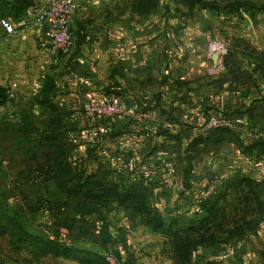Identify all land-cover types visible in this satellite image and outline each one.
I'll return each mask as SVG.
<instances>
[{
	"label": "rangeland",
	"instance_id": "374dc122",
	"mask_svg": "<svg viewBox=\"0 0 264 264\" xmlns=\"http://www.w3.org/2000/svg\"><path fill=\"white\" fill-rule=\"evenodd\" d=\"M218 1L118 0L113 11L105 9V19L124 16L134 26H147V19L158 10L177 18L178 35L168 42L181 66L160 64L157 80L149 81V87L161 86L156 94L136 86L137 92L129 94V99L145 105L136 107L140 111L151 108L158 96L162 101L158 110L165 113L163 122L172 126L170 129L154 126L151 119L134 120L126 131L120 129V122L117 130H103L100 122H105V117L96 118L97 126L78 124V110H65L55 98L61 72L37 74L46 79L31 91L5 82L11 73L0 70V85L7 87L10 95L7 106L0 108V198L5 209L29 228L37 226L46 236L57 232L64 244L89 250L91 254L81 256L86 264H110V258L112 264H264V127L250 126L239 135L232 131L206 133L209 120L222 113L216 99L206 95L213 91L222 58L211 49L220 43L224 56L228 44L221 39L217 23L207 33L202 31L201 13L205 3L213 16L223 11ZM227 1H245L257 11L264 10V0ZM234 10L228 8L227 13ZM183 17L195 19L189 22L188 37L184 38L179 29L185 23L178 22ZM81 21L77 20L76 26ZM165 29L175 31L171 26ZM26 91L29 96L24 95ZM103 93L98 103L107 94ZM126 134L131 145L125 151L121 146L114 148L116 142L125 143ZM49 145L62 153L73 170L94 175L91 181L115 185L128 199L101 200L96 214L82 221L80 235L67 233L62 225L72 222L71 207L60 210L48 201L36 204L42 189L35 168L44 163L41 156ZM166 215L175 225L154 230L150 220ZM169 219L164 221L168 224ZM102 234L109 237L107 246H101ZM194 244L199 246L197 250L184 258ZM0 251L6 255L3 264H26V255L10 253L3 240ZM33 264L83 263L49 257Z\"/></svg>",
	"mask_w": 264,
	"mask_h": 264
},
{
	"label": "crops",
	"instance_id": "0c3cea01",
	"mask_svg": "<svg viewBox=\"0 0 264 264\" xmlns=\"http://www.w3.org/2000/svg\"><path fill=\"white\" fill-rule=\"evenodd\" d=\"M117 2L118 0H99L81 6L70 24L73 41L71 53L54 61L48 58L44 30H28L17 38L6 37V40L0 34V70L11 73V78H7L5 82L10 81L14 86L33 91L41 80L46 79L37 74L51 76L55 72H61L63 77L59 79H62V83L58 86L55 98L65 110H78L76 116H81L76 118L79 122L76 123L93 125L96 118L86 115L82 105L102 100L100 97L105 90L107 94L103 101L122 97L124 108V113L107 122L106 130H116V119L123 121L120 128L122 131L132 128L130 123L138 119H151L156 127L172 128L163 122L162 116L166 115L159 112L158 107L153 111L136 110L139 105H145L141 101L129 99V94L137 92V89L156 94L161 86L149 87V81L157 80L155 74L160 64L163 62L162 65L181 66L180 61H176L177 57L174 59L175 50L170 48L171 42H168L170 39L175 40L178 35L177 18L174 15L165 16L166 12L158 10L152 18L147 19V26L145 23L134 26L124 16L119 20L111 16L105 19V9L113 11ZM42 3L43 0L35 2L36 5ZM123 3L118 6L123 7ZM218 4L220 11H223L213 16L209 5L205 3L201 13V28L207 33V29L217 23L221 39L228 44V51L220 59L217 81L212 85L213 91L209 90L206 95L216 99L217 109L222 112L219 116L227 120L225 127L228 133L232 131L235 132L234 135H239L242 129L250 126L264 127V10L257 11L245 1L234 4L219 0ZM228 8L235 10L227 13ZM77 20L83 21L76 26ZM191 21L185 17L178 19L179 23H185L179 29L182 37H188ZM194 21L195 19L192 23ZM167 26L174 27L175 31H166ZM158 72L160 76L164 74L162 68ZM73 75L79 80L74 81ZM157 78L159 79V75ZM24 95L29 96L27 91ZM155 100L152 104L151 101L145 103H150L151 107L158 104L160 107L162 101L158 96ZM206 130L210 135V128L207 127ZM131 140L126 134L123 139L125 143L116 142L114 148L121 146L125 151L131 145L127 141Z\"/></svg>",
	"mask_w": 264,
	"mask_h": 264
},
{
	"label": "trees",
	"instance_id": "16d2710c",
	"mask_svg": "<svg viewBox=\"0 0 264 264\" xmlns=\"http://www.w3.org/2000/svg\"><path fill=\"white\" fill-rule=\"evenodd\" d=\"M34 5L35 0H0V20L9 19L12 22H16ZM203 6L204 4H202V8ZM9 96V89L0 86V108L7 106L9 103ZM156 107L159 108L158 104L146 109V111H153ZM161 113L165 114L163 111H161ZM114 117L118 116L112 115L104 118L103 120H106L105 122H100L103 130L106 129L107 122ZM219 117L224 118L222 116ZM224 119L226 120V118ZM97 120L98 119H95L94 126H97L99 123ZM115 121L114 127H117L116 124L119 122L123 123L120 119H116ZM226 129L227 127H225V125L212 127L209 130V134L212 136L215 133H228L229 131ZM51 138L55 139V136L53 135ZM46 150L47 151H44L41 156L44 163H39L37 168H35V171L39 173V178L41 179L40 186L42 189L41 196L37 198L36 204L42 206V203L48 201L50 204H56L57 208L60 210H66L68 207H71L74 211L72 222H70L68 226H66V224L62 225L70 235L74 234L78 236L81 234L80 226L82 225V221H84L87 215L96 214V206L102 202L101 200L105 202L108 198H113L124 202L128 199L127 195H124L115 185L107 186L99 181H91V177L94 175H87L85 171L81 170H73L71 165L64 160L62 153L57 151L54 146L49 145ZM91 150L92 149H89L87 152H91ZM211 197L212 195L209 194V198ZM165 217L170 218L168 224L164 221ZM150 222L154 230H163L165 226L171 228L175 225V221L170 215L157 218L153 217ZM56 226L58 227L59 225ZM102 236L101 246H107L109 244V237L104 234H102ZM0 240L5 242V246L9 252L15 256L21 254L26 255L24 259L26 264H33L49 257L55 259L79 260L81 263L86 264V259L81 258V256L91 254L89 250L78 248L74 245L64 244L60 237L57 236V232H54L52 236H46L38 231L37 226L29 228L22 224L15 215L5 209L1 198ZM197 246L196 244L190 245V249L185 252L184 258L188 259L192 253L197 250L199 247ZM114 256L116 259L119 258L117 253H114ZM5 257L6 255H2L0 251V264H3L2 258Z\"/></svg>",
	"mask_w": 264,
	"mask_h": 264
},
{
	"label": "built area",
	"instance_id": "2783aa9c",
	"mask_svg": "<svg viewBox=\"0 0 264 264\" xmlns=\"http://www.w3.org/2000/svg\"><path fill=\"white\" fill-rule=\"evenodd\" d=\"M97 1L99 0H43L42 5L35 4L16 22H12L9 19H1L0 32L8 38L14 39L28 30H44L47 39L46 49L49 60L54 61L59 58H64L71 53L73 46L70 34V24L73 15L84 4L95 3ZM215 45L218 48L211 49L212 53L217 51L223 55L224 52H221L223 46L220 43ZM73 79L74 81L79 80L76 75H73ZM82 110L87 115L95 118H106L124 113L123 104L116 98L99 101V103L97 101H90L82 105ZM219 125H226V120L220 117H212L209 120L208 128ZM108 262L112 264V258L108 259Z\"/></svg>",
	"mask_w": 264,
	"mask_h": 264
},
{
	"label": "water",
	"instance_id": "95a60500",
	"mask_svg": "<svg viewBox=\"0 0 264 264\" xmlns=\"http://www.w3.org/2000/svg\"><path fill=\"white\" fill-rule=\"evenodd\" d=\"M217 59V55H214L213 56V60L215 61Z\"/></svg>",
	"mask_w": 264,
	"mask_h": 264
}]
</instances>
